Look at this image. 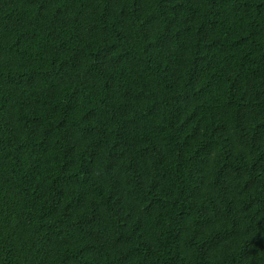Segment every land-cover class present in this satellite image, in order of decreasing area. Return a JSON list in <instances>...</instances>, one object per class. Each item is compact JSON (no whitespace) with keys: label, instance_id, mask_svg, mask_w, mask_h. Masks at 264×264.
I'll list each match as a JSON object with an SVG mask.
<instances>
[{"label":"trees","instance_id":"obj_1","mask_svg":"<svg viewBox=\"0 0 264 264\" xmlns=\"http://www.w3.org/2000/svg\"><path fill=\"white\" fill-rule=\"evenodd\" d=\"M0 264H264V0H0Z\"/></svg>","mask_w":264,"mask_h":264}]
</instances>
